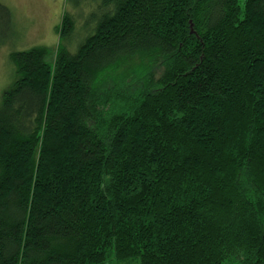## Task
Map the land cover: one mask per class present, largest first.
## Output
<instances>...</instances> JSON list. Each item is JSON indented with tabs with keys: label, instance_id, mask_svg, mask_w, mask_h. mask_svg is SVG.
I'll return each instance as SVG.
<instances>
[{
	"label": "trees",
	"instance_id": "trees-1",
	"mask_svg": "<svg viewBox=\"0 0 264 264\" xmlns=\"http://www.w3.org/2000/svg\"><path fill=\"white\" fill-rule=\"evenodd\" d=\"M99 3L10 53L0 264H264V0Z\"/></svg>",
	"mask_w": 264,
	"mask_h": 264
},
{
	"label": "rangeland",
	"instance_id": "rangeland-1",
	"mask_svg": "<svg viewBox=\"0 0 264 264\" xmlns=\"http://www.w3.org/2000/svg\"><path fill=\"white\" fill-rule=\"evenodd\" d=\"M100 0H0L11 11L12 28L0 34V104L2 94L15 80V69L10 53L26 50L34 46L49 48L51 59L56 50L58 35L56 26L60 23L64 11L73 14L76 32L68 48L75 51L78 41L93 31L94 14L100 13ZM92 19V20H91ZM161 66L154 69L155 77L161 72ZM105 264H118L108 261Z\"/></svg>",
	"mask_w": 264,
	"mask_h": 264
}]
</instances>
